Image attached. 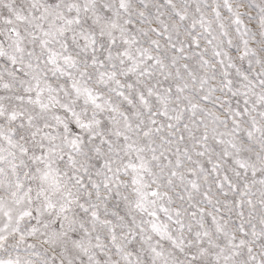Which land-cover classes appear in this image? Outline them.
<instances>
[{
	"label": "snow or ice",
	"instance_id": "6c2138e0",
	"mask_svg": "<svg viewBox=\"0 0 264 264\" xmlns=\"http://www.w3.org/2000/svg\"><path fill=\"white\" fill-rule=\"evenodd\" d=\"M0 264H264V0H0Z\"/></svg>",
	"mask_w": 264,
	"mask_h": 264
}]
</instances>
